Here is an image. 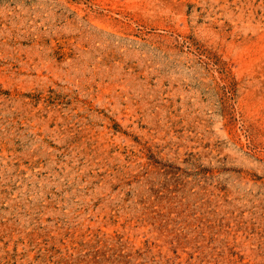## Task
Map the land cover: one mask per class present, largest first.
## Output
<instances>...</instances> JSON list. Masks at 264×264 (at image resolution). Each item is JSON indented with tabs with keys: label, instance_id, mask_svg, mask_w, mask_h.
Segmentation results:
<instances>
[{
	"label": "rangeland",
	"instance_id": "rangeland-1",
	"mask_svg": "<svg viewBox=\"0 0 264 264\" xmlns=\"http://www.w3.org/2000/svg\"><path fill=\"white\" fill-rule=\"evenodd\" d=\"M0 264H264V0H0Z\"/></svg>",
	"mask_w": 264,
	"mask_h": 264
}]
</instances>
